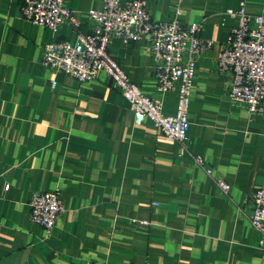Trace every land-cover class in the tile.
<instances>
[{"label": "crops", "instance_id": "obj_1", "mask_svg": "<svg viewBox=\"0 0 264 264\" xmlns=\"http://www.w3.org/2000/svg\"><path fill=\"white\" fill-rule=\"evenodd\" d=\"M21 1L0 0V264H264L248 219L264 188V108L250 113L230 99V75L217 70L236 24L225 9L243 3L253 14L264 0H145L153 20L199 23L212 41L195 58L182 154L150 121L134 123L104 74L78 82L43 65V44L72 41L74 31L25 21ZM100 5L62 0L83 33L87 10ZM107 53L163 113L174 112L175 91L155 88L146 36L114 37ZM41 191H57L63 205L49 232L28 218Z\"/></svg>", "mask_w": 264, "mask_h": 264}, {"label": "built area", "instance_id": "obj_2", "mask_svg": "<svg viewBox=\"0 0 264 264\" xmlns=\"http://www.w3.org/2000/svg\"><path fill=\"white\" fill-rule=\"evenodd\" d=\"M224 12L234 17L236 24L230 28L219 50L217 70L230 75V99L246 103L250 113L261 111L264 108V6L250 14L241 3L237 9ZM19 15L51 33L68 23L74 31V39L44 43L42 64L78 82L104 74L127 102L136 125L150 121L160 139L177 142L180 154L187 151V108L195 58L212 44L211 40L200 37L199 23L181 25L175 17L155 21L146 9L145 0H101L100 7L87 10L91 27L84 33L78 30V21L62 6V0H22ZM142 36L148 38L156 90L176 93L172 114L163 113L160 100L144 95L107 53V45L114 37L128 44ZM194 160L201 163L199 157ZM217 185L226 191L227 186L222 181H217ZM252 204L248 219L260 234L259 245L264 247V188L254 192ZM28 207L29 220L45 232L52 229L63 211L57 191L33 192ZM134 223L149 224L145 220Z\"/></svg>", "mask_w": 264, "mask_h": 264}]
</instances>
